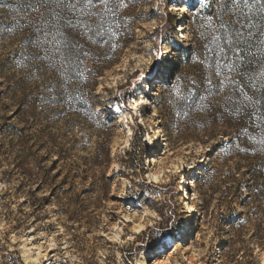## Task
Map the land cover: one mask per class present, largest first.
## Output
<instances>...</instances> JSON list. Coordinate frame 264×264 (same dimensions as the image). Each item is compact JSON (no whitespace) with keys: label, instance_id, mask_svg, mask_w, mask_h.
Segmentation results:
<instances>
[{"label":"rangeland","instance_id":"rangeland-1","mask_svg":"<svg viewBox=\"0 0 264 264\" xmlns=\"http://www.w3.org/2000/svg\"><path fill=\"white\" fill-rule=\"evenodd\" d=\"M118 3L94 18L102 37L72 33L86 56L43 70L23 18L0 8L17 29L0 40V264H264L260 127L230 87L200 99L222 79L205 60L215 0ZM161 54L171 83L149 97L141 77Z\"/></svg>","mask_w":264,"mask_h":264},{"label":"snow or ice","instance_id":"snow-or-ice-1","mask_svg":"<svg viewBox=\"0 0 264 264\" xmlns=\"http://www.w3.org/2000/svg\"><path fill=\"white\" fill-rule=\"evenodd\" d=\"M114 2L118 7V0H16L14 6L0 4V8H7L16 17L23 18L24 24L19 27V31H29L31 35L21 44L25 48L32 46L42 50L43 54L35 52L32 60L48 61V65L41 63L43 70L45 66L50 67L51 61L58 56L73 63L79 61L82 54L86 56L87 53H82L80 44L72 33L83 35L95 25V34L102 37L105 30L94 18L102 21L108 13L115 15L112 7ZM215 2L218 23L209 34L210 43L205 45V60L212 61L215 76L222 79L213 85L212 76L206 77L207 86L204 91L207 96L200 99L206 100L213 96V88L222 93L230 87L233 96L229 100L237 105L234 109L236 115L241 118L247 115L250 123H256L260 127L261 143H264V126H261L264 125V0ZM198 3L201 8L209 6L207 0H198ZM209 24H212L211 20ZM16 31L12 27L0 26V40L16 34ZM209 53H214V58ZM257 68L260 69L259 72H256ZM170 71L161 54L158 61L153 62L149 72L141 77L149 88L146 95L150 97L151 91L161 81L171 83ZM195 84V80H192L191 85L195 87ZM246 89L252 90V95ZM143 103L147 104L149 100L145 99ZM249 107L255 111L248 112ZM261 150L264 151V148ZM171 228L174 233L179 234L185 229V225L177 222ZM172 234L170 232L152 241L153 251L167 248L168 236Z\"/></svg>","mask_w":264,"mask_h":264},{"label":"bare ground","instance_id":"bare-ground-1","mask_svg":"<svg viewBox=\"0 0 264 264\" xmlns=\"http://www.w3.org/2000/svg\"><path fill=\"white\" fill-rule=\"evenodd\" d=\"M185 31H186V26H181V27H180V32H182V37H184L183 34H184ZM152 108H153V107H152ZM156 181H157V180H156ZM191 182H192V181L190 180V176H189V177H187V178L184 179L183 185H186V187H188V186L191 184ZM190 227H191V224H190V225L188 226V228H187L188 231L185 233L186 235H187L188 232H190ZM141 228H142V226H139V227L137 228V230L139 231ZM171 241H173V239H171L170 242H171Z\"/></svg>","mask_w":264,"mask_h":264},{"label":"trees","instance_id":"trees-1","mask_svg":"<svg viewBox=\"0 0 264 264\" xmlns=\"http://www.w3.org/2000/svg\"><path fill=\"white\" fill-rule=\"evenodd\" d=\"M240 168H241V166L240 165H238L237 166V169H239L240 170ZM248 173L251 175V176H253V179H260L261 177H262V173H263V171L261 170V169H259V168H256V169H250L249 171H248ZM238 179H236V184H239L238 183V181H237Z\"/></svg>","mask_w":264,"mask_h":264}]
</instances>
